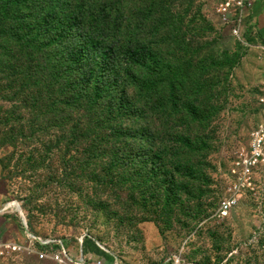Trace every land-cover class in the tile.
Instances as JSON below:
<instances>
[{"label": "rangeland", "instance_id": "1", "mask_svg": "<svg viewBox=\"0 0 264 264\" xmlns=\"http://www.w3.org/2000/svg\"><path fill=\"white\" fill-rule=\"evenodd\" d=\"M110 1L146 63L135 68L141 117L36 101L0 65V240L26 223L86 237L104 264L94 242L122 264H264V178L220 214L263 115L264 41L247 15L220 12L224 0ZM144 130L152 147L129 146Z\"/></svg>", "mask_w": 264, "mask_h": 264}, {"label": "trees", "instance_id": "2", "mask_svg": "<svg viewBox=\"0 0 264 264\" xmlns=\"http://www.w3.org/2000/svg\"><path fill=\"white\" fill-rule=\"evenodd\" d=\"M97 1L0 0V65L36 101L81 104L77 110L87 117L116 111L135 123L141 117L135 68L146 63L136 59L130 38L123 40L115 2ZM128 137L129 146L139 140L137 146L152 147L149 130Z\"/></svg>", "mask_w": 264, "mask_h": 264}, {"label": "built area", "instance_id": "3", "mask_svg": "<svg viewBox=\"0 0 264 264\" xmlns=\"http://www.w3.org/2000/svg\"><path fill=\"white\" fill-rule=\"evenodd\" d=\"M250 7L247 0H224L220 12H233L242 21ZM260 102L263 108L262 118L251 133L247 151L233 167L230 194L220 205V214L224 218L232 214L244 194L257 188L258 176L264 178V88ZM89 242L86 237L73 240L38 235L30 231L26 223H22V236L19 240H0V257H25L37 264H104L105 258L86 249ZM93 244L96 250L109 259V264H122L99 243Z\"/></svg>", "mask_w": 264, "mask_h": 264}, {"label": "crops", "instance_id": "4", "mask_svg": "<svg viewBox=\"0 0 264 264\" xmlns=\"http://www.w3.org/2000/svg\"><path fill=\"white\" fill-rule=\"evenodd\" d=\"M251 7L247 12L249 25L254 27L258 37L264 41V0H247Z\"/></svg>", "mask_w": 264, "mask_h": 264}, {"label": "bare ground", "instance_id": "5", "mask_svg": "<svg viewBox=\"0 0 264 264\" xmlns=\"http://www.w3.org/2000/svg\"><path fill=\"white\" fill-rule=\"evenodd\" d=\"M14 206V204H11V205H9L8 207H13ZM8 207H6V208H8ZM18 213H20V212H18Z\"/></svg>", "mask_w": 264, "mask_h": 264}]
</instances>
